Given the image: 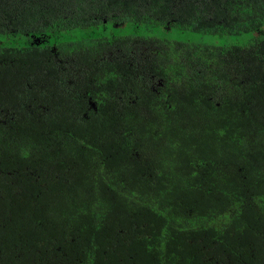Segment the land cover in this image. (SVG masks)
Listing matches in <instances>:
<instances>
[{"label": "trees", "instance_id": "16d2710c", "mask_svg": "<svg viewBox=\"0 0 264 264\" xmlns=\"http://www.w3.org/2000/svg\"><path fill=\"white\" fill-rule=\"evenodd\" d=\"M0 264H264V0H0Z\"/></svg>", "mask_w": 264, "mask_h": 264}, {"label": "rangeland", "instance_id": "374dc122", "mask_svg": "<svg viewBox=\"0 0 264 264\" xmlns=\"http://www.w3.org/2000/svg\"><path fill=\"white\" fill-rule=\"evenodd\" d=\"M137 32V31H136ZM132 32H128V34H131ZM140 34H146V35H154L165 39L170 40H181V41H190L193 43H199V44H214V45H223L227 44L230 41V37L227 35H215V34H202L197 33L189 30H181L179 28H172V29H165L160 28L157 30L147 31L146 29L142 28L140 31H138ZM230 38V39H229Z\"/></svg>", "mask_w": 264, "mask_h": 264}]
</instances>
